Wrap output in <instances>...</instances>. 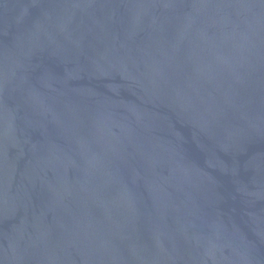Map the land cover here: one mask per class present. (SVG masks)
Instances as JSON below:
<instances>
[{"label": "water", "instance_id": "1", "mask_svg": "<svg viewBox=\"0 0 264 264\" xmlns=\"http://www.w3.org/2000/svg\"><path fill=\"white\" fill-rule=\"evenodd\" d=\"M0 264H264V0H0Z\"/></svg>", "mask_w": 264, "mask_h": 264}]
</instances>
